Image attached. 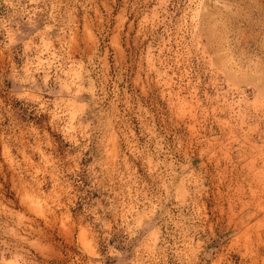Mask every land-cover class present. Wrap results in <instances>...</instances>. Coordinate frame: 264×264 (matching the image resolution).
I'll return each instance as SVG.
<instances>
[{"label": "clouds", "instance_id": "9594fccd", "mask_svg": "<svg viewBox=\"0 0 264 264\" xmlns=\"http://www.w3.org/2000/svg\"><path fill=\"white\" fill-rule=\"evenodd\" d=\"M0 264H264V0H0Z\"/></svg>", "mask_w": 264, "mask_h": 264}]
</instances>
